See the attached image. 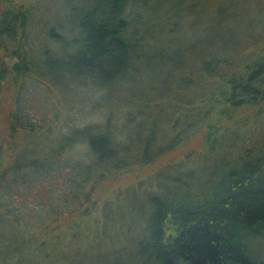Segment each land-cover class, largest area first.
Instances as JSON below:
<instances>
[{
	"label": "trees",
	"instance_id": "16d2710c",
	"mask_svg": "<svg viewBox=\"0 0 264 264\" xmlns=\"http://www.w3.org/2000/svg\"><path fill=\"white\" fill-rule=\"evenodd\" d=\"M43 1L0 0V226L13 229L0 232V264H264L251 250L264 237V137L243 138L264 111V0H218L199 20L205 0H57L51 22ZM147 54L159 55V88L134 91ZM76 85L114 101L104 122L65 133L45 88L66 98ZM198 131L187 156L228 168L217 191L205 170L163 167L142 200L131 186L97 204L104 180ZM140 217L135 237L125 221Z\"/></svg>",
	"mask_w": 264,
	"mask_h": 264
},
{
	"label": "rangeland",
	"instance_id": "374dc122",
	"mask_svg": "<svg viewBox=\"0 0 264 264\" xmlns=\"http://www.w3.org/2000/svg\"><path fill=\"white\" fill-rule=\"evenodd\" d=\"M204 1V0H203ZM207 2H204L203 7H198L196 9L194 18L195 20H199L203 14L206 13L207 16L210 15L211 11L210 8L212 7L211 4L216 3L218 0H205ZM83 4H79V7L82 9ZM4 7V4H0V8ZM61 8V4L59 1H53V0H44L41 5L39 6L38 12L43 13L44 11V19H46L48 22L52 21L51 13L54 15V10H59ZM159 15V10L157 11ZM198 28V27H197ZM196 29V27H195ZM37 33H33L32 36H35ZM156 36H159V34L156 32ZM190 36H195V34H192ZM182 41L186 44L189 42L188 37L184 38L182 37ZM159 44V41H158ZM153 51V50H152ZM49 68V67H48ZM159 84V55L155 57L154 54H147L146 57H144V61L142 60V66L140 67V72L135 75V77L132 80V83L130 84L131 87L136 91L137 88L146 90L149 87L153 86L156 88ZM129 85V86H130ZM52 88V87H51ZM46 97L48 98L49 102L52 104L48 107L49 111L56 114V118L52 120V125L55 128H63L62 131L65 133H69L73 128H86V126H94L97 123H102L106 120L110 104L114 101L112 96H109L106 94L105 90L100 87H95L92 85H83V86H74L73 89L70 91L72 93L71 95H68L66 98H62L60 93L57 91L56 88L52 89H46ZM50 93V95H48ZM37 96L38 100H40L39 93L36 91L35 97ZM56 96H59L60 101H56ZM51 98V100H50ZM153 98V96L149 97ZM113 99V100H112ZM157 105V108H159V98H157V95L153 99V101L150 102V105ZM133 106L130 108L132 109V114L130 117V120L127 121L128 127H130V131L134 130L136 128V124L141 120V118L136 117V105L132 104ZM189 105H185L184 108H188ZM34 112H36L37 115H40L39 112H37V105L33 104ZM5 110V108H4ZM158 110L155 109V126L159 125V113H157ZM117 115L118 112L116 111ZM5 111H2L0 114V130L2 127H4L5 123L2 122V117L4 116ZM50 115V112H48ZM51 117V115L49 116ZM256 122L251 126L249 125L246 127L245 136L243 138H256L261 139L264 137V111L257 114ZM121 119V118H119ZM250 121V120H249ZM140 123V122H139ZM61 125H63L61 127ZM180 127V125H179ZM159 128V127H158ZM120 130V129H119ZM138 129L140 135H144L142 133V129ZM203 131L204 129L201 128ZM173 131L170 129L166 130V137H169L173 135ZM191 134H188L184 137L183 140H187V138ZM248 136V137H247ZM157 140V139H156ZM203 138L201 136V132H196L195 135L192 134L190 137V140L185 146H182V143L179 145L173 147L172 150H169L168 154L161 160L159 158L154 159V161L150 164H145L142 167V171L138 173L137 175H133L131 173H125L122 177L119 179H110L108 181L104 180L101 184L104 185L103 188V195L100 197V200L98 201L99 206L105 200V198L108 196V194L116 188H127L131 186H136L134 188L137 196L142 200L145 196V194H148L150 192H153L156 188H154L153 184V175L155 174V171H159V169L163 167H173V166H185L189 168H197L201 170H205L206 174L204 176L205 181V187L207 191L215 192L219 188V177L223 176V174L228 170L227 167L221 166L219 164H210V162H207L205 164L198 165L196 163L197 158L196 156H187L188 152H193L195 150H199L202 147ZM157 146L155 148H158L159 146V139L156 142ZM85 143L83 141L79 142L77 141L73 148H76L78 150H83L85 148ZM174 146V145H172ZM171 146V148H172ZM232 156V155H231ZM137 164V162H135ZM136 166V167H135ZM133 169H138V165H135ZM133 188V189H134ZM136 196V197H137ZM92 199H96L94 196L91 197ZM91 199V200H92ZM140 199L137 200L140 201ZM89 206V205H88ZM144 214V212L140 213ZM141 218V219H140ZM138 219H134L127 222L125 221L126 225H130L131 232L135 235L141 234V230L144 227L143 219L140 217ZM141 220V221H140ZM116 222V221H115ZM116 229H120V225L115 224ZM122 226V225H121ZM33 228V227H31ZM37 230V229H34ZM0 232L5 234H11L13 233V229L9 225H3L0 226ZM1 243V241H0ZM2 244V243H1ZM251 250L253 254L257 258H264V237H256L251 242Z\"/></svg>",
	"mask_w": 264,
	"mask_h": 264
}]
</instances>
